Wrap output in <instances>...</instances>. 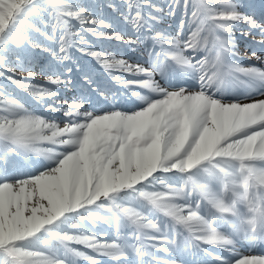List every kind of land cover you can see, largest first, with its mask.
Listing matches in <instances>:
<instances>
[{
	"label": "snow or ice",
	"instance_id": "1",
	"mask_svg": "<svg viewBox=\"0 0 264 264\" xmlns=\"http://www.w3.org/2000/svg\"><path fill=\"white\" fill-rule=\"evenodd\" d=\"M109 7L118 15L79 0H0V79L27 93L0 84V264H171L158 248L213 256L207 245L231 254L215 264H264V253L237 252L264 243V67L237 62L234 35L238 24L257 33L264 64V14L171 0L169 15L183 9L173 35L155 29L163 9L152 0ZM89 34L143 45L145 59ZM37 52L52 86L15 77L34 79ZM87 57L128 102H109Z\"/></svg>",
	"mask_w": 264,
	"mask_h": 264
},
{
	"label": "rangeland",
	"instance_id": "2",
	"mask_svg": "<svg viewBox=\"0 0 264 264\" xmlns=\"http://www.w3.org/2000/svg\"><path fill=\"white\" fill-rule=\"evenodd\" d=\"M81 3L89 4L93 6L99 16L101 17H114L118 14L114 12L109 5L114 4L117 6H122L124 0H79ZM171 0H152L154 5H158L163 9V12L159 16L158 22L154 25L157 31L175 34L176 31L179 30V20L183 15V9L181 7L178 14L173 17L169 15L168 12V4ZM233 2L238 6V10L241 12L250 15L260 20L262 14H264V0H233ZM182 5V0H181ZM259 17V19H258ZM249 29L246 24H238L234 30V35L236 39V51H237V62L243 64L244 66H257L264 67L260 61H257L252 52L256 51L258 54L261 51V47L259 41L256 39L261 38L257 33L253 32L252 34H248ZM241 33H244L243 35ZM256 37V38H255ZM88 39L93 41L97 47H103L104 49H111L113 52L119 53L120 56L135 61L139 59L141 62L145 59L141 49L143 45H139L136 47V50L133 51L131 48L127 46V44H121L117 41H96L91 34L88 35ZM77 55H80L77 53ZM32 63L30 65L31 69L36 73L34 79H29L27 76V71L18 70L15 73V77L21 79L25 82L34 83V84H42L44 86H52L48 84V80L45 78L44 73L48 72V65L50 58L46 53L37 52L34 57L31 58ZM85 62H89L94 64L97 70V75L100 76L101 81L112 90V94L117 96V101H113L112 97L109 96L110 103H120L125 104L129 101V97L125 95L122 90V86L118 84L113 78L112 75L106 73L98 64H95V61L92 60L91 57L85 58ZM113 75H118V73H114ZM0 84L7 85L9 90H15L16 94L23 98L27 95L26 92H22L19 89H15L14 85L8 83V81L0 79ZM61 89V94L65 99L74 98L75 95H78L77 92L72 88L71 85L63 86L57 85L53 86ZM256 98H261V96H256ZM101 99H103L101 97ZM127 106H131L130 103ZM33 159H38V157L33 156ZM105 229L107 230L106 226ZM263 244L261 242H257L255 245L251 247L247 246V242H242L241 245L237 246V252L240 254H262L264 253ZM209 252L215 254H223L226 256H230V253H220V250L215 246L207 245L205 246ZM249 248V249H248ZM156 254L159 258L171 262V264H215L214 255L209 256L206 252H194L191 249L185 250H173L166 248H158L156 250ZM102 264H116L114 260L108 257H98Z\"/></svg>",
	"mask_w": 264,
	"mask_h": 264
},
{
	"label": "bare ground",
	"instance_id": "3",
	"mask_svg": "<svg viewBox=\"0 0 264 264\" xmlns=\"http://www.w3.org/2000/svg\"><path fill=\"white\" fill-rule=\"evenodd\" d=\"M258 19H259V17H258ZM255 38H256V37H255ZM260 39H261V38H259V39H256V40H257V41H260ZM261 98H264V97H261ZM248 249H249V248H248Z\"/></svg>",
	"mask_w": 264,
	"mask_h": 264
}]
</instances>
